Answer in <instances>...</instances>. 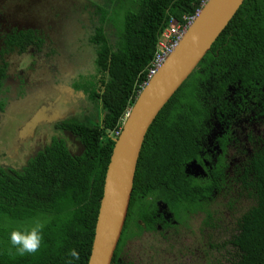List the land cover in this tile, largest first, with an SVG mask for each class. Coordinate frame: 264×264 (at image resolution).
Instances as JSON below:
<instances>
[{"label": "trees", "instance_id": "16d2710c", "mask_svg": "<svg viewBox=\"0 0 264 264\" xmlns=\"http://www.w3.org/2000/svg\"><path fill=\"white\" fill-rule=\"evenodd\" d=\"M203 1L131 0L129 6L121 7L116 47L103 27L97 31L98 61L111 77L103 96L106 121L96 126L66 122L82 141L83 155H74L56 141L46 154L30 162L23 175L0 170V264H88L115 144L109 131L122 127V118L148 81L163 31L173 20L186 23ZM199 66L204 74L197 71ZM209 81L219 92L231 82L239 87L253 84L255 89H259L256 82L264 84V0H244L153 121L138 159L132 203L148 184L174 208L187 206L197 211L199 199L209 195L218 207H198L206 216L204 224H214L205 248L208 262L264 264V133L261 146L244 156L228 188L221 184L225 178L219 168L210 183H200L185 172L187 163L198 157L197 137L207 113L204 86ZM260 111L264 115V102ZM218 195L222 199L216 201ZM141 209L144 216L147 208ZM36 221L44 225L41 246L35 254L21 256L10 243V233L31 228ZM225 233L228 238L218 239ZM72 249L79 259L69 255Z\"/></svg>", "mask_w": 264, "mask_h": 264}, {"label": "flooded vegetation", "instance_id": "af4514ba", "mask_svg": "<svg viewBox=\"0 0 264 264\" xmlns=\"http://www.w3.org/2000/svg\"><path fill=\"white\" fill-rule=\"evenodd\" d=\"M130 4L131 0H0L1 171L23 175L56 141L74 155L85 153L80 138L65 124L96 126L106 121L103 96L111 77L98 61L101 45L96 35L103 27L115 46L121 7ZM203 70L197 68L204 74ZM210 81L204 86L207 113L197 137L198 157L187 163L185 172L210 183L219 168L225 178L221 184L228 188L244 156L261 146L264 84L256 82L255 89L253 84L239 87L231 82L219 92ZM35 116L47 120L33 125ZM116 132L109 131L113 140ZM191 162L193 168L187 172ZM153 188L142 186L135 205L133 188L111 264H197L201 252L208 262L205 248L214 224H204L206 216L198 207L215 210L218 205L203 195L197 211L174 208ZM221 199L218 195L216 201ZM142 207L147 208L144 216Z\"/></svg>", "mask_w": 264, "mask_h": 264}, {"label": "water", "instance_id": "95a60500", "mask_svg": "<svg viewBox=\"0 0 264 264\" xmlns=\"http://www.w3.org/2000/svg\"><path fill=\"white\" fill-rule=\"evenodd\" d=\"M244 0H206L163 66L140 90L114 139L88 264H111L129 210L148 129L173 94L199 65ZM33 119V125L39 121ZM41 120H47L41 117ZM49 120V119H48ZM194 162L187 167L193 168Z\"/></svg>", "mask_w": 264, "mask_h": 264}, {"label": "built area", "instance_id": "2783aa9c", "mask_svg": "<svg viewBox=\"0 0 264 264\" xmlns=\"http://www.w3.org/2000/svg\"><path fill=\"white\" fill-rule=\"evenodd\" d=\"M205 1H203V4L205 3ZM203 4H202V7H203ZM201 8L198 9V11L196 12L195 15L189 17L187 19L186 23L183 24V23H180V22L173 20L170 23V26L164 30V32H163V34H162V36L158 42V48H157V52L155 54V57L153 58L151 66L148 69V78L149 79L154 74L157 73V71L163 66L166 59L173 53V51L175 50L179 41L181 40V38L183 37V35L187 31L189 25L195 20L196 16L200 12ZM125 119H126V116H125ZM121 129L122 128H120L116 132L117 137L119 136Z\"/></svg>", "mask_w": 264, "mask_h": 264}, {"label": "clouds", "instance_id": "9594fccd", "mask_svg": "<svg viewBox=\"0 0 264 264\" xmlns=\"http://www.w3.org/2000/svg\"><path fill=\"white\" fill-rule=\"evenodd\" d=\"M148 81H149V78H148ZM129 111L130 109L125 113L126 118L128 116ZM125 116L122 119V123H124L125 121ZM43 228H44V225L40 223L39 221H36L34 223V226L31 228L13 229L9 237L10 243L15 248L16 252L21 256L25 254H35L39 250L41 243H42ZM69 255L75 259H79V254L77 253L75 249H72Z\"/></svg>", "mask_w": 264, "mask_h": 264}, {"label": "rangeland", "instance_id": "374dc122", "mask_svg": "<svg viewBox=\"0 0 264 264\" xmlns=\"http://www.w3.org/2000/svg\"><path fill=\"white\" fill-rule=\"evenodd\" d=\"M1 147V146H0ZM2 148H0L1 150ZM1 156H3V154H0V158ZM7 162V161H6ZM226 216H227V212H226ZM227 221H229V218L227 216L226 218ZM221 238V240H225L226 238H228V234L225 233V235H218V239ZM217 239V238H216ZM201 256H198V261H197V264H210L209 262H206L205 259H203V253L201 252L200 253Z\"/></svg>", "mask_w": 264, "mask_h": 264}, {"label": "bare ground", "instance_id": "6f19581e", "mask_svg": "<svg viewBox=\"0 0 264 264\" xmlns=\"http://www.w3.org/2000/svg\"><path fill=\"white\" fill-rule=\"evenodd\" d=\"M41 117H46V116H39V118H38V119H40Z\"/></svg>", "mask_w": 264, "mask_h": 264}]
</instances>
